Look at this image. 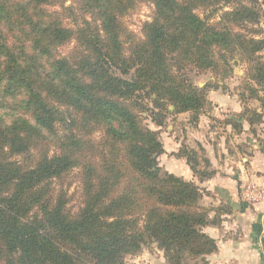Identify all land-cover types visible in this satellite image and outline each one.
<instances>
[{
  "label": "trees",
  "instance_id": "obj_1",
  "mask_svg": "<svg viewBox=\"0 0 264 264\" xmlns=\"http://www.w3.org/2000/svg\"><path fill=\"white\" fill-rule=\"evenodd\" d=\"M140 1L153 5L154 17L142 39H129L127 55L120 19ZM242 2L0 0V264H122L149 243L167 264H207L217 245L203 232L210 221L199 210V187L162 172L159 134L136 112L162 126L173 106L196 123L206 89L193 86L187 70H215L237 51L264 93L256 56L264 40L233 29L259 18ZM230 4L213 25L197 13ZM57 5L61 12H47ZM74 11L91 21L78 25ZM71 41V52L57 54ZM177 154L199 175L195 152ZM74 169L82 206L71 214L55 183Z\"/></svg>",
  "mask_w": 264,
  "mask_h": 264
},
{
  "label": "rangeland",
  "instance_id": "obj_2",
  "mask_svg": "<svg viewBox=\"0 0 264 264\" xmlns=\"http://www.w3.org/2000/svg\"><path fill=\"white\" fill-rule=\"evenodd\" d=\"M252 1L243 0L242 3L254 6L258 10H256L259 15L257 23L247 25L246 31L239 30V26L233 27V29L237 33L242 31L243 34L252 35L254 39L264 40V0ZM65 5H72L71 1L66 2ZM235 7V4L221 5L215 9H199L197 13L200 17L207 18L208 22L213 25L219 22L220 16L224 12H230ZM46 10L48 13L61 12V7L58 5L48 6ZM74 13L73 17L77 18L78 25L81 24L83 17L91 21L89 16L82 15L79 11H74ZM67 15L62 13L61 16L63 18ZM153 17V5L140 1L120 19L125 32V36L122 37L125 54H129L131 47L129 39H142L143 25L150 22ZM63 22L67 27L75 28L71 19H65ZM75 45L74 41L65 43L58 48L57 54L67 55L74 49ZM256 56L261 62H264V49L258 52ZM225 57L227 62L224 63L219 60L220 64L215 70H194L191 72L187 70L193 86L198 89H206L204 94L206 102L199 112V119L196 123L192 121L193 114L191 112L175 113L173 106H168L169 112H165L162 126L153 123L146 112H136L142 119L143 125L159 134V141L163 145V154L158 157V164L162 172L174 173L173 175L182 180L195 183L201 193L198 202L199 210L205 214H209V211L215 206H212L213 194L207 193L202 184L210 180L215 174L214 171L218 168L219 157L222 153L233 156L234 151L237 150L239 155V147L245 146L248 139L261 143L260 147L264 149V93L250 78L249 66L239 55V51L234 54L227 53ZM257 111L261 112L260 117L263 120L256 118L254 112L257 113ZM250 121L254 123L251 124ZM100 136L99 132L94 133L92 139L98 141ZM47 148H49L50 155L58 151L54 142H50ZM190 151L196 154L195 157L192 155L191 157L193 159L192 164L196 166L199 175L191 172L184 157H175L177 153L176 156ZM33 156L35 158L37 155L34 154ZM210 157L216 158L214 164H211ZM179 160L183 161L181 166ZM183 171L189 174L184 176ZM201 173L212 174V176L208 179H202ZM55 184L58 188L63 187L67 192V210L71 214L77 213L82 206L78 169L70 171L65 178ZM122 264H167V262L163 251L159 250L155 243H149L143 245L137 253L125 256ZM188 264L203 263L198 258L194 261H188Z\"/></svg>",
  "mask_w": 264,
  "mask_h": 264
},
{
  "label": "crops",
  "instance_id": "obj_3",
  "mask_svg": "<svg viewBox=\"0 0 264 264\" xmlns=\"http://www.w3.org/2000/svg\"><path fill=\"white\" fill-rule=\"evenodd\" d=\"M260 144L248 139L239 147V155L237 150L233 156L222 153L215 174L202 184L213 194L215 206L208 214L210 224L203 228L217 245V251L206 257L208 264H264V149ZM209 159L211 164L216 162L214 157ZM249 195L258 198L251 201Z\"/></svg>",
  "mask_w": 264,
  "mask_h": 264
},
{
  "label": "built area",
  "instance_id": "obj_4",
  "mask_svg": "<svg viewBox=\"0 0 264 264\" xmlns=\"http://www.w3.org/2000/svg\"><path fill=\"white\" fill-rule=\"evenodd\" d=\"M247 198H248V200L254 201V200H256L258 197H257L256 195H253V196L249 195Z\"/></svg>",
  "mask_w": 264,
  "mask_h": 264
}]
</instances>
